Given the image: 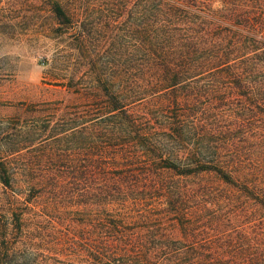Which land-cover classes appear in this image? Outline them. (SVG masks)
<instances>
[{
  "label": "trees",
  "instance_id": "1",
  "mask_svg": "<svg viewBox=\"0 0 264 264\" xmlns=\"http://www.w3.org/2000/svg\"><path fill=\"white\" fill-rule=\"evenodd\" d=\"M5 41L55 78L0 114V264H264V0H0Z\"/></svg>",
  "mask_w": 264,
  "mask_h": 264
},
{
  "label": "rangeland",
  "instance_id": "2",
  "mask_svg": "<svg viewBox=\"0 0 264 264\" xmlns=\"http://www.w3.org/2000/svg\"><path fill=\"white\" fill-rule=\"evenodd\" d=\"M33 44L0 42V114L12 115L21 102L43 98L46 96L43 88L55 78L54 65L50 57L46 58L44 45ZM60 231L55 225L48 226L46 230L50 237H54L55 233L58 236Z\"/></svg>",
  "mask_w": 264,
  "mask_h": 264
}]
</instances>
